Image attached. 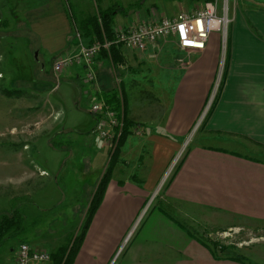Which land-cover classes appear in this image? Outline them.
I'll return each instance as SVG.
<instances>
[{
  "label": "crops",
  "instance_id": "crops-1",
  "mask_svg": "<svg viewBox=\"0 0 264 264\" xmlns=\"http://www.w3.org/2000/svg\"><path fill=\"white\" fill-rule=\"evenodd\" d=\"M64 1L0 0V109L20 124L11 125L5 132L25 134L30 112L38 109L44 98L35 92L36 87L11 86L26 80L23 73L30 68L34 51L37 58L73 55L91 41L90 36H77ZM205 1L179 2L176 13L194 12ZM137 2L100 0L96 8L114 9V30L154 19L147 0L139 5ZM93 13L91 7L79 19ZM229 15L224 57L217 32L211 33L200 51H183L174 37L168 36L144 51L115 45L122 57L116 62L103 52L95 57V97L105 100L107 94L117 90L123 97L121 107L129 125L113 159L114 145L111 150L109 141L91 144L88 134L74 144L68 125L55 132L73 142L67 149L69 154H92L88 161L93 165L97 162L98 181L109 170L100 202L71 264H264V0H231ZM30 38L35 39L32 46ZM226 49L225 77L212 111L200 132L186 143L161 193L152 195L198 125L218 70L224 66ZM111 65L120 69L118 87L113 86ZM80 69L75 65L66 68L70 76L79 75ZM161 72L166 75L162 98L154 91L157 78L152 76ZM2 90L17 93L6 95ZM92 116L91 132L96 135V116ZM40 117L53 131V120L44 113ZM48 143L57 150L63 147L51 139ZM25 174L30 175V194L48 176L39 166H31ZM20 186L14 188L15 192L28 191V187L24 192ZM95 189L88 194V205ZM35 208L30 207V215L44 212ZM74 226L62 232L54 225L48 232L35 228L30 221V235L26 236L22 222L21 229L11 236L29 239L30 246L51 254L72 244L82 230L76 234ZM240 231L248 232L250 239H230ZM17 249L9 242L8 258H0V264H15ZM30 264L55 263L50 257Z\"/></svg>",
  "mask_w": 264,
  "mask_h": 264
},
{
  "label": "rangeland",
  "instance_id": "rangeland-1",
  "mask_svg": "<svg viewBox=\"0 0 264 264\" xmlns=\"http://www.w3.org/2000/svg\"><path fill=\"white\" fill-rule=\"evenodd\" d=\"M99 1L100 0H90L87 3H84L76 2V0H65L64 3L67 5L68 13L71 14L72 12L75 19H78L79 15L81 16L82 13L88 12L91 7L96 11V5H99ZM156 1L157 2H155V0H147L149 7L153 10L152 16L154 19H158L161 16H171L174 13L176 14V5H178L179 2L184 5V0ZM226 2L228 7V20H230L229 6L231 0H226ZM223 4H225L224 0H220L218 3L219 6L224 7ZM69 8L71 9L70 11ZM229 22L230 21H228V24ZM1 29L3 28L0 27V30ZM76 34L77 36L80 35L78 31H76ZM34 43L35 39L30 38V46ZM220 43L224 57L226 39L223 41L220 39ZM35 53L36 51H34L33 56L29 59L30 68L27 72L24 71L23 73V79L26 80H18L19 83L11 85L15 88H18L19 84L31 86L33 88L36 87L37 89L35 92L39 95H44L39 108L35 111H31L29 114L30 116H28L30 123L27 132L23 135L10 134L8 131L5 132V129L11 125L16 124V126H19L20 124L18 122L19 120L16 118L10 119V117L4 116L0 109V213H3L4 211H17L21 213L23 215L26 236L30 235V221L33 222L35 228L44 229V231L46 230L48 232H50L49 230H51L54 225H58L60 231L63 232L65 228H69L75 223L74 229L76 227V230L78 231L76 234H78L87 216L89 206L88 194L95 189L100 170L95 167L97 162L94 161L93 165L88 161V159L92 157L91 153L80 155L69 154L67 149L72 146L73 142L66 141L64 134L56 136L55 132L63 129L65 125H68V127H71V131H69L68 134L70 135V139L74 141V144L82 141L88 134H91V137L88 138L91 144H95L97 140L108 141L91 132V127L94 124V117L92 116L93 113L90 112V103L99 100L94 94L96 86L94 67L96 66L97 59H94L95 61H93L89 67L83 66L80 63L75 64V66L81 68L78 73L79 75H68L66 70L67 67L62 69L56 75L53 71V63L56 59L65 55H56V57L52 56L49 58L48 56L42 55L43 57L37 58ZM67 56L72 55L68 54ZM225 59L224 66H221L218 70L217 79L214 83L215 86H213V90L207 101L208 105L206 106L205 111L202 112L203 115L197 123L198 125H196L195 129L190 132L188 139H186L187 141H185V144L176 155H179V158L186 147V143L189 140L192 141L193 137H195L202 128V121L215 93L217 92L221 74L226 65ZM11 60L16 63L15 60ZM221 61H223V59ZM110 72L113 86L118 87L119 81L122 78L120 69L117 67L113 68L111 65ZM89 73L93 74L92 81L86 80V76ZM31 76L32 79L30 80ZM152 76L157 78L153 86L154 91L160 98L164 97L166 91V86L163 82V80L166 79L165 73L161 72L160 74H152ZM12 87L8 89H11ZM75 109L80 113L77 114ZM43 113L45 116L48 115V118H51L50 120H53V115H56L55 120H53L55 125L53 131L48 129V123L46 120L44 121L40 119L42 118L40 115ZM16 116L19 117L18 115ZM76 119L77 124L74 126L73 121ZM191 136L192 138L190 139ZM49 139L54 142H59V144L62 143V149L57 150L52 148L48 143ZM117 140L118 139H114L110 142L112 145L111 150L113 145H116ZM179 158H177L178 160H176V164L179 161ZM34 163H36V165H33ZM171 163L163 174V176L166 175V172L170 171L172 168L169 172L170 174L168 178L174 170V165H176H171ZM31 166H39L45 169L48 176L45 178L46 180L43 185L41 187L40 185L35 186V191L30 194V175H26L25 172H29ZM59 168H61V172L58 174ZM162 178L155 187L152 195L160 194L163 190L168 178L160 185ZM99 182L100 180L98 183ZM19 184H21L20 187L23 188L24 192L27 187L28 191L25 193L15 192L14 188H17ZM33 205L37 207L35 208L36 211L38 208H42L44 209V212H39L37 214L35 212L30 215V207H33ZM138 218L135 219L136 221L134 220V224L132 223L133 225L136 224L135 226H137L139 223ZM19 234L23 235V233ZM231 236L230 239H233L235 242L248 241L250 239V236L246 231H240L237 235L232 234ZM224 239H226V237ZM9 242H12L17 248L21 242L29 243V239L21 238L19 235L15 237H12L11 234L5 236L0 244L1 259L3 257H5V259L8 258L7 253L9 252Z\"/></svg>",
  "mask_w": 264,
  "mask_h": 264
},
{
  "label": "built area",
  "instance_id": "built-area-1",
  "mask_svg": "<svg viewBox=\"0 0 264 264\" xmlns=\"http://www.w3.org/2000/svg\"><path fill=\"white\" fill-rule=\"evenodd\" d=\"M219 2L220 0H207L200 9L191 13L180 11L171 16L145 19L127 27H118L113 30L111 41L95 40L91 44L83 45L75 55H65L56 59L53 63V71L57 75L62 69L77 63L89 67L101 48L108 49L111 44L144 51L160 38L168 36L174 37L178 48L183 51L203 50L213 32H217L222 41L226 39L229 21L228 7L226 0H224V7L219 6ZM86 80L92 81L93 74L89 73ZM90 111L96 116L94 133L109 142L118 139L124 125L123 109L116 110L105 100L99 99L90 103ZM178 156H175L171 165L176 164ZM170 171L163 176L160 185L168 178ZM131 233L132 230L128 237ZM49 259L50 254L47 250L37 249L26 242H21L16 252L15 264H30L32 261L45 262Z\"/></svg>",
  "mask_w": 264,
  "mask_h": 264
},
{
  "label": "trees",
  "instance_id": "trees-1",
  "mask_svg": "<svg viewBox=\"0 0 264 264\" xmlns=\"http://www.w3.org/2000/svg\"><path fill=\"white\" fill-rule=\"evenodd\" d=\"M137 5L141 4V0H138L136 3ZM113 8L105 9V10H100L99 8H96L95 13L89 14L83 19H75V17L70 15V18L72 19V22L74 23V29L79 32L80 36H90L91 41L89 44H91L95 40H99L103 42L104 40L111 41L113 39V28H112V21H113ZM99 52H103L106 54L113 62L122 60L121 55L117 47L115 45L111 44L108 49L101 48ZM227 49H226V63H227ZM225 70L222 71L220 82L218 85L217 92L215 93V96L212 100V102L209 105V108L205 114V117L202 122H204L207 117L209 116V113L212 111L215 103H216V98L218 95V91L223 83L224 77H225ZM3 94H16L17 91L11 92V90H2ZM105 101L112 106V108L116 110H120L122 107L123 103V97L119 94V92L116 90L114 93H110L106 95ZM124 115V112H123ZM124 125L122 128V131L118 137L117 143L114 146V150L111 154V159L114 158L115 151L117 147L121 144L125 132L127 131V127L129 125V122L127 119H125V116L123 117ZM108 173L109 170H106L103 177L100 179V182L98 183L96 190L94 192V195L92 197V200L88 206L87 210V216L84 222V225L82 227V230L79 235H77L72 244L67 245L65 248L57 250L52 252L51 259L54 261L55 264H71L73 260V256L75 252L77 251L79 244L81 242V238L85 232V227L87 226L88 222L90 221L94 211L96 210L100 199L101 195L103 194L105 184L108 181ZM23 222V216L17 212H8V213H1L0 214V244L2 240L4 239L5 236L18 231V229H21V224ZM216 245V244H214ZM221 248H223L221 246Z\"/></svg>",
  "mask_w": 264,
  "mask_h": 264
}]
</instances>
